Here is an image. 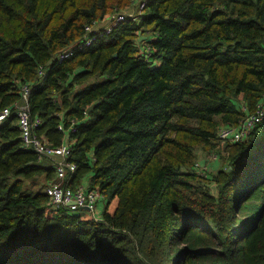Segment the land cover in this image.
<instances>
[{
  "label": "trees",
  "instance_id": "16d2710c",
  "mask_svg": "<svg viewBox=\"0 0 264 264\" xmlns=\"http://www.w3.org/2000/svg\"><path fill=\"white\" fill-rule=\"evenodd\" d=\"M131 3L0 0V108L13 106L0 122V264H264V118L217 147L221 125L264 107V0H147L140 20L59 59ZM25 84L38 134L69 144L65 184L90 177L104 193L100 218L50 203L55 165L17 124ZM199 149L221 153L211 175Z\"/></svg>",
  "mask_w": 264,
  "mask_h": 264
},
{
  "label": "built area",
  "instance_id": "2783aa9c",
  "mask_svg": "<svg viewBox=\"0 0 264 264\" xmlns=\"http://www.w3.org/2000/svg\"><path fill=\"white\" fill-rule=\"evenodd\" d=\"M137 2L139 10L136 14L130 13L135 20H140V15L146 6L147 0H131ZM109 22L105 26H100L98 22L94 25H88L86 28V36L79 42L73 43L65 48L58 56L59 59H66L74 54L76 49L83 48L86 45L92 44L99 35L108 34L112 32L113 28L122 20L127 18L126 13L123 11H116L109 13L106 16ZM147 38L144 35L139 37V46L147 51L149 46L146 44ZM45 68L40 67L39 75L43 77L45 75ZM31 91V85L25 84L22 88V102L14 103L16 108L18 125L21 130V138L23 144L27 148L34 149L39 157L51 156L58 157L54 160L56 177L60 179H67L68 175L74 172L77 168V164L74 161L68 160L70 153V147L68 143L54 146L51 145L43 135H39L37 127L41 124L40 117H33L29 104V95ZM263 104V103H262ZM259 105L258 108L251 113H248L240 123L238 124H223L219 127L218 138L224 142H236L240 139L247 137L259 122L264 117V107ZM13 106L8 105L0 108V122L4 121L11 113ZM62 128V125L59 126ZM219 157L217 152H212L209 155L211 160H216ZM196 169L200 174H206L209 169V165L205 161H197L195 163ZM46 192L49 197V201L54 206H66L71 210H82L84 207L93 216H97V209L99 203H101L105 196L104 193L98 187H84L82 184H78L75 187L56 181L55 179L49 181L46 185Z\"/></svg>",
  "mask_w": 264,
  "mask_h": 264
},
{
  "label": "rangeland",
  "instance_id": "374dc122",
  "mask_svg": "<svg viewBox=\"0 0 264 264\" xmlns=\"http://www.w3.org/2000/svg\"><path fill=\"white\" fill-rule=\"evenodd\" d=\"M138 6V7H137ZM123 11L124 13H126V15H128V14H130V13H134V14H136L137 13V11L139 10V5L137 4V2H132L131 3V5H129L127 8H124V9H116V10H114V11H112V12H110V13H113V12H116V11ZM109 20H107L106 21V19H103L102 20V24H99V25H105L107 22H108ZM147 35V34H146ZM264 118V117H263ZM262 118V119H263ZM253 132V131H252ZM249 135H251V133L249 134ZM248 135V136H249ZM247 136V137H248ZM226 143H229V142H224V141H221V142H219V144H218V148H222L223 147V149H224V145L226 144ZM224 150H222V152H223ZM214 152H217V151H214ZM228 152V151H227ZM209 153L210 152H208V151H204V150H202V149H199L198 150V156H197V160H202V161H205V162H207L208 163V165H209V169L207 170V173L209 174V175H211V173L213 172V171H215V170H217L221 165H222V161H224V160H222V158H221V153H218V155H219V157L216 159V160H211L210 158H209ZM45 163H47V164H51V160H49L48 159V161H45ZM225 164V163H224ZM42 181H45V179L44 178H42ZM104 203H105V201L103 200L102 201V204H100V208H101V211H102V208H103V206H104ZM100 211V210H99ZM101 213V212H100Z\"/></svg>",
  "mask_w": 264,
  "mask_h": 264
},
{
  "label": "crops",
  "instance_id": "0c3cea01",
  "mask_svg": "<svg viewBox=\"0 0 264 264\" xmlns=\"http://www.w3.org/2000/svg\"><path fill=\"white\" fill-rule=\"evenodd\" d=\"M46 157L47 158H45L44 160H47V159L51 160L50 166L53 165L54 164V160L58 158V157H51V156H46ZM44 160H42V163H44ZM53 179H55L56 181L61 182V183H65V181H66V179H60V178L56 177V173L54 174ZM45 181H46V184H47L49 181H51V179H48V180H45ZM81 184L84 187H90V177H86L84 180H82ZM100 204H102V202L99 203V205H98L97 216H96L97 218H100L101 217L102 211H103V208H104V206H103L102 211H101Z\"/></svg>",
  "mask_w": 264,
  "mask_h": 264
},
{
  "label": "water",
  "instance_id": "95a60500",
  "mask_svg": "<svg viewBox=\"0 0 264 264\" xmlns=\"http://www.w3.org/2000/svg\"><path fill=\"white\" fill-rule=\"evenodd\" d=\"M98 102L91 104L88 108H87V112H90L92 109H94L96 107ZM69 137L70 134H67V141H69ZM84 209H88V207H84Z\"/></svg>",
  "mask_w": 264,
  "mask_h": 264
},
{
  "label": "clouds",
  "instance_id": "9594fccd",
  "mask_svg": "<svg viewBox=\"0 0 264 264\" xmlns=\"http://www.w3.org/2000/svg\"><path fill=\"white\" fill-rule=\"evenodd\" d=\"M104 19H106V21L109 20V19H107L106 17H105ZM108 22H109V21H108ZM108 22H107V23H108ZM107 23H106V24H107ZM99 24H102V21H101ZM106 24H105V25H106ZM105 25H100V26H105ZM82 210H86V209H82Z\"/></svg>",
  "mask_w": 264,
  "mask_h": 264
}]
</instances>
